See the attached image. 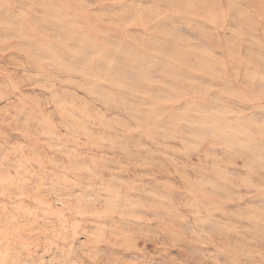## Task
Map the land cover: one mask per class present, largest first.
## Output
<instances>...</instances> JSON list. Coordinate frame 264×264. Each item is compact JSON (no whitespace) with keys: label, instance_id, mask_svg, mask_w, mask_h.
Segmentation results:
<instances>
[{"label":"rangeland","instance_id":"rangeland-1","mask_svg":"<svg viewBox=\"0 0 264 264\" xmlns=\"http://www.w3.org/2000/svg\"><path fill=\"white\" fill-rule=\"evenodd\" d=\"M6 263L264 264V0H0Z\"/></svg>","mask_w":264,"mask_h":264},{"label":"bare ground","instance_id":"bare-ground-1","mask_svg":"<svg viewBox=\"0 0 264 264\" xmlns=\"http://www.w3.org/2000/svg\"><path fill=\"white\" fill-rule=\"evenodd\" d=\"M137 11H138V10H137ZM3 14H4V13H3ZM48 42H49V41H48ZM52 43H54V42H52ZM71 48H72V47H71ZM73 48H74V46H73ZM72 51H73V50H72ZM73 52H75V49H74ZM75 53H77V52H75ZM74 55H75V54H74ZM173 57H174V56H173ZM122 63H123V62H122ZM111 100H112V99H111ZM10 255H11V254H9V256H10ZM9 256H8V257H9ZM12 256H13V255H12ZM10 257H11V256H10ZM10 257H9V258H10ZM3 260H4V259H3ZM1 261H2V260H1ZM5 262H6V261H5ZM2 263H3V262H2ZM6 264H7V263H6Z\"/></svg>","mask_w":264,"mask_h":264}]
</instances>
